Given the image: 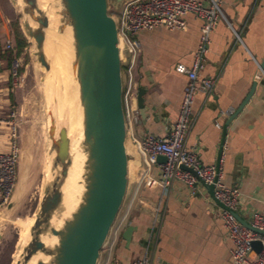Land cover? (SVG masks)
Wrapping results in <instances>:
<instances>
[{"label":"crops","instance_id":"0c3cea01","mask_svg":"<svg viewBox=\"0 0 264 264\" xmlns=\"http://www.w3.org/2000/svg\"><path fill=\"white\" fill-rule=\"evenodd\" d=\"M220 8L224 19H218L210 35L199 75L212 80L213 87L195 97L185 148L194 150L203 166H216L224 185L239 190L236 211L249 223L251 214L264 207V0H222ZM184 22L185 30L158 27L137 34L140 51L133 81L136 92L145 89L147 111L142 118L136 100L132 102L138 114L129 131L134 140L164 136L177 117L186 76L177 73L176 66L191 67L201 27L191 14ZM7 42L16 47L10 20L0 8V114L13 101L14 55L6 50ZM127 141L129 177L121 213H127L125 227L134 230L126 244L121 238L124 227L112 247L101 250L97 264H131L145 255L153 264H230L232 244L209 190L197 185L191 195L180 182L166 192L146 180L136 183L133 165L139 161L132 139ZM7 143L6 127L0 124V152L7 150ZM158 176L153 167L150 178Z\"/></svg>","mask_w":264,"mask_h":264},{"label":"water","instance_id":"95a60500","mask_svg":"<svg viewBox=\"0 0 264 264\" xmlns=\"http://www.w3.org/2000/svg\"><path fill=\"white\" fill-rule=\"evenodd\" d=\"M60 16L59 30L71 31L73 61L71 65L77 83L78 107L81 110L82 139L79 150L84 157L76 202L66 205L62 188L72 165L66 128L61 126L55 136L56 120L48 126L50 159L46 167V182L38 209L29 227V240L22 243L14 264H97L110 230L120 214L128 188V153L126 124L122 104L123 80L117 24L110 10L116 12L122 0H54ZM25 12L28 37L33 40L37 62L47 72L51 62L44 52V30L48 19L36 0H21ZM29 18L36 28L29 24ZM264 69V58L260 63ZM145 89L136 92L138 114L146 116ZM236 113L230 117L232 120ZM157 163L165 158L158 156ZM183 169H185L183 167ZM219 208L225 207L213 198V187L204 185ZM12 207L9 202L6 209ZM241 225L251 231L250 224L233 212ZM134 227L121 233L129 244ZM55 239L45 245L42 238ZM252 252L261 249L259 242L251 244Z\"/></svg>","mask_w":264,"mask_h":264},{"label":"built area","instance_id":"2783aa9c","mask_svg":"<svg viewBox=\"0 0 264 264\" xmlns=\"http://www.w3.org/2000/svg\"><path fill=\"white\" fill-rule=\"evenodd\" d=\"M222 0H207V4L198 0H125L119 9L112 14L116 19L117 37L120 59L122 64L123 93L122 104L126 124V135L132 139V144L138 159L134 164L136 183L148 181L149 186L157 185L166 192L174 182L187 186L191 195L195 193L197 185L213 187V198L221 203L225 209L219 208V216L223 227L232 244L230 264H264V235L257 234L244 227L233 215L237 212L240 193L236 187H228L222 183V174L212 166H203L195 151L185 148V139L189 131L190 120L193 115L192 107L198 93L208 94L213 81L200 78V71L204 68L205 55L210 43V35L218 19L223 18L220 8ZM191 14L201 21L199 40L193 54L192 65L186 68L176 66V72L186 76L183 97L176 119L172 122L164 136L148 135L142 140H134L129 135L135 120L137 110L132 108L135 101L136 87L133 81V70L140 48L137 34L163 27L168 31L185 30L184 16ZM231 28L230 24L227 23ZM6 50L13 53L11 64L12 86L18 76L21 61L16 56V47L7 42ZM264 77V69H260ZM227 111L225 114H229ZM14 113L7 116V120L0 118V124L7 123V150L0 152V207H6L10 202L17 177V165L20 156L18 146L17 125ZM162 156L164 163H157L156 158ZM153 167H157L159 176L156 180L150 178ZM183 167L185 169H183ZM129 172V167H128ZM121 214V212H120ZM118 215L114 222L104 247L111 248L120 232L127 224V213ZM120 216V218H119ZM159 215H156L155 223ZM250 226L264 232V207L260 212L251 214ZM259 242L261 249L253 253L251 244ZM103 247V248H104ZM131 264H153L152 257L143 256L135 259Z\"/></svg>","mask_w":264,"mask_h":264},{"label":"rangeland","instance_id":"374dc122","mask_svg":"<svg viewBox=\"0 0 264 264\" xmlns=\"http://www.w3.org/2000/svg\"><path fill=\"white\" fill-rule=\"evenodd\" d=\"M0 8L9 18L12 32L20 31L28 43L17 55L21 67L15 86H12L13 101H9L4 114H0V118L6 121L7 116L14 113L19 137L20 156L10 199L12 207H0V264H14L27 228L37 212L47 179L46 167L51 152L48 126L52 120H56L57 125H64L65 114L75 119L77 102L73 85L68 87L56 79L52 65L47 72L37 62L35 44L28 37L27 18L21 2L0 0ZM110 13L115 12L111 9ZM3 125L8 132L7 123ZM127 151L130 153L129 142Z\"/></svg>","mask_w":264,"mask_h":264},{"label":"bare ground","instance_id":"6f19581e","mask_svg":"<svg viewBox=\"0 0 264 264\" xmlns=\"http://www.w3.org/2000/svg\"><path fill=\"white\" fill-rule=\"evenodd\" d=\"M18 3L21 0H17ZM37 5L41 11L44 12L48 19V27L44 30V52L50 58L51 68L55 75V78L60 80L62 84L71 87L73 85L75 96H76V118H69L66 116L64 125H55V136H57L58 130L61 126L66 128L67 138L69 140V153L72 160V165L69 168L68 176L65 184L62 188L64 193V200L66 205H71L76 202V198L81 190L79 182L81 180L82 173V162L84 157L79 150V141L82 139V126H81V110L78 107L77 99V83L74 78V74L71 69L73 61V50H72V39L71 31L68 27L64 30H59L60 16L57 9L55 8L54 0H36ZM29 24L32 28H36V23L29 18ZM69 79L71 81H69ZM48 83V79H46ZM71 82V83H70ZM128 143V141H127ZM126 143V146H127ZM48 167V166H47ZM33 223V220H32ZM30 224V226L32 225ZM29 226V227H30ZM29 227L25 233L22 243H27L29 240ZM45 245H51L55 243V239L42 238ZM38 259L46 261L47 258L36 256L28 264H35Z\"/></svg>","mask_w":264,"mask_h":264},{"label":"trees","instance_id":"16d2710c","mask_svg":"<svg viewBox=\"0 0 264 264\" xmlns=\"http://www.w3.org/2000/svg\"><path fill=\"white\" fill-rule=\"evenodd\" d=\"M14 36H15V44L17 48V55H20L22 53V50L26 48L28 43L20 31L15 30Z\"/></svg>","mask_w":264,"mask_h":264}]
</instances>
